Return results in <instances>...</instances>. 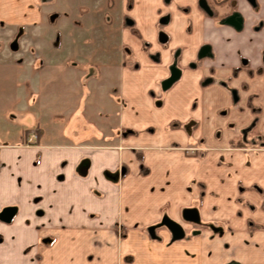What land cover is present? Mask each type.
<instances>
[{
    "label": "crops",
    "instance_id": "1",
    "mask_svg": "<svg viewBox=\"0 0 264 264\" xmlns=\"http://www.w3.org/2000/svg\"><path fill=\"white\" fill-rule=\"evenodd\" d=\"M131 1L128 14L136 17L140 38L152 45L150 50L159 49L154 42L158 10L174 12L175 3L166 7L160 0ZM256 1L258 14L264 15V0ZM84 2L110 28L113 22L121 23L119 17L130 0ZM36 3L0 0V24L7 27L0 28V66L16 77L14 89L19 97L10 104L18 106L15 109L22 117L18 138L0 142V215L10 209L8 220L0 218V227H5L0 264H36V257L38 264H264V24L259 32L251 31L257 24L251 18L241 33L220 28L215 33L184 35L187 22L178 15V28H169L173 40L160 51L156 67L139 58V67L133 68L130 62L124 63L121 50L115 53L121 57L114 67L124 100L119 108L120 132L112 135L117 142L109 144V134L85 119L87 108L78 103L79 108L66 106L59 96L47 98L36 90L35 85L51 73L62 72L71 88L82 89L77 95L85 98L98 75V67L88 61L67 64V56L62 57L56 45L46 53L48 60L43 58L40 29L45 18L40 8L45 4ZM239 6L246 9L242 3ZM63 14L48 24L54 41L69 40L68 30L83 34L82 27L74 26ZM201 25L192 22L194 31ZM120 32L121 44L138 56L139 40L127 29L120 28ZM14 40L25 46L19 50ZM34 40L33 47L29 41ZM2 42L9 48L2 47ZM202 42H209L213 52V59L204 63L214 66L215 79H228V86L200 85L197 80L206 74L205 69L185 72L159 95L168 113L160 112L149 94L151 81L159 94L157 81L166 74L169 52L187 46L186 61ZM86 52L93 55L92 49ZM13 54L21 58L14 59ZM241 57L247 59L248 68L231 77ZM144 81V91L129 98L127 91ZM61 83H53L51 89ZM229 88L235 90L237 101L232 102ZM31 99L38 106L33 115L28 109ZM142 102L153 109L156 129L146 130L145 122L130 121L140 119ZM47 115L50 123L45 127L41 120ZM63 119V139L43 140L59 137L57 129ZM30 121L36 122V128L32 131L35 138L28 141L30 132H25L28 128L23 124ZM173 121L178 125L172 126ZM188 121L194 124L184 129L181 125ZM97 123L102 127L103 123ZM131 126H138L137 130L122 131ZM100 136L102 142H94ZM184 209L194 211L195 221L181 217ZM162 217L186 231L197 228L200 232L171 239L165 229L158 228ZM118 227L126 232L119 240L115 236ZM148 227L158 228L159 238L150 236ZM46 236L53 241L47 243Z\"/></svg>",
    "mask_w": 264,
    "mask_h": 264
},
{
    "label": "rangeland",
    "instance_id": "2",
    "mask_svg": "<svg viewBox=\"0 0 264 264\" xmlns=\"http://www.w3.org/2000/svg\"><path fill=\"white\" fill-rule=\"evenodd\" d=\"M37 3L45 4L44 8H40V11L42 12L41 15L43 18H45V20L42 22L44 24L41 26L40 29L41 36L44 38V40H42L40 43V46L43 48V53L45 54L43 58H45V60L47 61L49 56L46 53H51L52 51L50 49L54 48L53 45H56L57 48L62 49V53H63L62 57L67 56L66 57L67 64L77 63V60L79 62L88 61L92 65L97 66L99 70L97 69L98 75L95 77L93 89L86 91L85 98L83 96L77 95L82 89H78V87H76V89L71 88L69 80L63 78L62 72L51 73L50 78H46L42 82H39L37 85H35L36 90L39 92V94H42V96L46 95L47 98L59 96L62 102H67L66 106H69L71 104L73 105V107L79 108V106L77 105L78 103L80 104V106L84 107L85 109L87 108L89 114L86 115L85 119L91 124L93 122L94 128L96 126L101 130H105L109 134V137L111 139L107 141V143L109 144L116 143L117 141L114 137H112V135H114L117 131L120 132L119 126L121 125L119 124V108L121 106V101L124 100V98L121 94H119V87L117 84L119 82L118 81L119 74H118V70L116 71L115 70L116 68L114 67L115 64L119 63V61H117V58H121V57L120 56L117 57L114 54L119 52L120 50L121 52L122 50L127 51L126 45L121 44L120 41V35H121L120 24L113 22L110 25V28H108L107 21L101 20L102 18L98 16H94L93 12L95 10H93L92 12L90 8H88V3L84 2V0H37ZM71 4H76L77 7L73 8L74 9L73 10L70 8ZM62 12H66V15L63 14L61 15V17L65 16L69 21L74 22V26L79 28L82 27L83 32L81 33L83 34L77 35L76 32L72 30L71 31L68 30L69 40L54 41L50 38L52 37L53 30L50 29L48 24L54 18V16ZM90 14L91 17L89 16ZM113 17L114 16H112V19ZM3 27L7 28L6 25L3 24L2 22L0 24V28ZM63 28H66V26ZM18 30H20V28ZM2 31H5V33H7L9 30L3 29ZM64 33L65 30H61V34ZM22 42L23 41L21 40H14V43L17 44L19 50L23 46H25V44L23 45ZM31 42L32 44L34 43L36 44L37 40L29 41L30 44ZM3 44L4 42H2V47L9 48L8 45H6V43L4 45ZM35 44L32 46L34 47ZM86 49H92L93 55L88 56ZM99 52L104 53L105 56H101L102 54H99ZM8 53L10 52L8 51ZM19 53L21 52L19 51ZM76 54L79 56H77ZM13 57L14 59H20L21 55L13 54ZM1 58L2 56H0V59ZM8 58H10V55L8 56ZM125 62L129 63L128 60H126ZM178 65L180 64L178 63ZM11 82L13 87L10 86ZM15 82H16V77L14 76L13 78V74L11 73V71H9V69L2 68V66H0V94H5V93L11 94V95L0 96V142L13 141L16 138H18V134L20 133V128L22 127V121H21L22 117H20L19 115L21 111L17 112L15 107L18 108V106L13 105V103L10 104V100L13 101L15 97H19L17 95V89L16 88L14 89ZM59 82H62L59 87L57 88L55 87L51 89V85L53 83H55V85L58 86ZM144 83L145 81L143 82L142 86L136 85L134 89L128 90L126 94L130 95L129 98H132L134 95H137L141 91H144ZM154 91L155 90L152 87V81H151V86L149 87V94L153 98V106L160 107L159 111L160 112L162 111V113L164 114L168 113L166 107L163 106L165 105V102L163 101V96L160 97L159 96L160 94ZM159 93H162V91H160ZM125 100H127V98ZM158 101L159 102L162 101V107L161 105L158 104ZM37 108H38L37 104L35 103L32 104V99H31L30 105L28 107L30 113L33 115L35 110H37ZM139 110H141L140 119L134 118V119H130V121L136 120L137 123L145 122V126L143 128H146V130H150L151 128L156 129L155 119L152 115L153 109L150 108L149 105L147 106L142 102V105L140 106ZM96 113H99L100 117H97L98 114L96 115ZM93 115H94V121L93 120L91 121V117ZM49 116L47 115L46 119L41 120L42 125H44L45 127L48 126L50 123ZM64 119L62 123L58 125L57 133L59 137L50 135L48 137H44L43 140L56 143L59 142L60 139H63L62 135L63 134L65 135L66 132L65 131L66 123ZM32 121H30V123L25 122L23 124L24 127L28 128L25 132L29 133L35 131L36 122H32ZM75 121H77V119H74V122ZM97 122L103 123L102 127H100ZM137 127L138 126H136L135 128L132 126L122 127L123 128L122 131L123 132H126L127 130L135 131V129L137 130ZM25 136L27 137V135ZM27 138L33 140L30 134H28ZM94 142L101 143L102 137L100 136L99 138L94 139ZM136 156L138 160H141L140 154L137 153ZM139 168L143 173L145 170L144 167H142V165H139ZM159 227L162 228L161 223L159 224L158 228ZM157 229L155 227H148L146 230L150 236H155L156 235L155 230ZM4 232H5V227H2L0 229V239H2L1 235L3 236L5 235ZM115 234H116L115 236L119 240L126 235V232L122 227H120L117 230V232H115ZM156 238H159V236L156 235ZM45 239L47 243H51V240L53 241V238H51L50 236H46ZM35 260H37L36 264H38L37 257L35 258Z\"/></svg>",
    "mask_w": 264,
    "mask_h": 264
},
{
    "label": "flooded vegetation",
    "instance_id": "3",
    "mask_svg": "<svg viewBox=\"0 0 264 264\" xmlns=\"http://www.w3.org/2000/svg\"><path fill=\"white\" fill-rule=\"evenodd\" d=\"M181 1V2H180ZM182 4H180V3ZM172 3H175L174 12L170 10H166L165 12H161L158 10L159 15L156 17L155 25V37L154 42L155 45L159 48L153 50L151 48V44L149 42L144 41L140 38V34L136 31L135 22L136 17H131L128 14L131 11L132 1L126 5V12L120 15V28L127 29L130 35L134 36L137 40H139V48L140 52L138 56L132 54V50L127 47V51L122 50V55L124 56V63L128 60L130 62V66L133 68L139 67V60L137 59H148L155 67L159 65L161 61V50H164L169 45V42L173 40L172 32L169 31L178 28V15L185 16V20L187 22L186 28L183 30L184 35H199V33H215L221 29H228L233 33H241L245 31L246 23L249 19L254 18L257 21L256 25L251 27V31H260L263 28L264 24V15L258 14L257 9V1L256 0H242L239 2L238 0H160V4L162 6H170ZM239 3L245 5V10L242 6H239ZM110 17V16H109ZM192 22L196 25L204 24V26H200L199 30H193ZM207 28V30H206ZM176 32V31H175ZM121 33V32H120ZM178 37V36H177ZM180 37V36H179ZM175 38V37H174ZM141 40V41H140ZM204 46H207V49H203ZM187 46H176L169 52V61L165 65V72L166 74L157 81L158 92L162 91L163 94L165 93L173 84L179 82L185 72H192L196 73L203 69L206 70V74L201 75L198 78V83L202 86H208L215 82L222 86H228L229 80H217L214 76V66L213 65H206L204 62L206 60L213 59V52L212 47L209 42H202L196 48L193 49V56L186 61L184 60L185 54H187ZM262 59L264 60V50L262 51ZM174 63V66L179 70L178 78L172 82V84L167 87L165 90L161 89V81L169 76V67ZM178 63L180 65H178ZM128 64V63H126ZM248 68V61L246 58L241 57L239 64L236 67H232L231 77H235L237 71L239 69ZM260 67L256 69V72H260ZM187 72V73H188ZM191 73V74H192ZM192 77V76H191ZM234 91L235 99L232 96L231 91ZM229 95L232 102L237 101V94L233 88H229ZM160 102L158 101V104ZM248 105L250 106L249 102ZM252 109V108H251ZM253 110V109H252ZM192 121H188L181 125L184 129H188L192 126ZM172 126H177L178 123L173 121L170 123ZM35 134V133H34ZM239 203L242 202L239 200ZM249 206V204H246ZM187 210V211H186ZM185 212H181V217L183 219H189L192 223L195 221V214L192 209H184ZM161 226L165 229L171 236V239H178L184 234L193 235L195 233H199L200 229L192 228L188 231L181 227L178 223L166 218L162 217L160 220ZM253 224L250 223V227ZM259 227V226H258ZM156 237V235H155ZM235 264V263H233Z\"/></svg>",
    "mask_w": 264,
    "mask_h": 264
},
{
    "label": "water",
    "instance_id": "4",
    "mask_svg": "<svg viewBox=\"0 0 264 264\" xmlns=\"http://www.w3.org/2000/svg\"><path fill=\"white\" fill-rule=\"evenodd\" d=\"M207 48H208L207 46L203 47V49H207ZM169 71H170L169 76L163 79L160 83L162 90H165L167 87H169L172 84V82H174L179 76V70L174 66V63L169 67ZM231 93H232L233 98L235 99V96L233 95L234 91L232 90ZM9 213H10V209H7V208L4 209L2 211V214L0 215V218H2L3 220H8L7 217Z\"/></svg>",
    "mask_w": 264,
    "mask_h": 264
},
{
    "label": "built area",
    "instance_id": "5",
    "mask_svg": "<svg viewBox=\"0 0 264 264\" xmlns=\"http://www.w3.org/2000/svg\"><path fill=\"white\" fill-rule=\"evenodd\" d=\"M30 136H31L32 138H35V135H34L33 132H30ZM27 140L29 141V140H31V139H30V138H27Z\"/></svg>",
    "mask_w": 264,
    "mask_h": 264
}]
</instances>
